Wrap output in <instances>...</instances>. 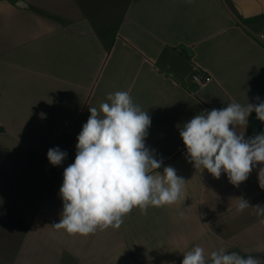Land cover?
<instances>
[{
  "label": "crops",
  "instance_id": "crops-1",
  "mask_svg": "<svg viewBox=\"0 0 264 264\" xmlns=\"http://www.w3.org/2000/svg\"><path fill=\"white\" fill-rule=\"evenodd\" d=\"M264 0H0V264H181L200 246L264 264L257 164L233 186L196 169L180 128L195 115L264 101ZM208 81L198 86L192 77ZM127 91L151 125L146 147L186 181L171 205L133 208L119 229H55L64 169L109 93ZM257 97L259 99H257ZM245 138L264 132L253 112ZM67 153L53 166L51 148Z\"/></svg>",
  "mask_w": 264,
  "mask_h": 264
},
{
  "label": "clouds",
  "instance_id": "clouds-1",
  "mask_svg": "<svg viewBox=\"0 0 264 264\" xmlns=\"http://www.w3.org/2000/svg\"><path fill=\"white\" fill-rule=\"evenodd\" d=\"M107 101L99 110L89 108L90 116L77 137L75 160L63 172L59 190L63 212L53 227L69 235L119 229L133 208L147 214L150 206L177 202L186 183L172 166H165L163 174L156 171L163 161L145 144L151 125L148 111L141 110L127 91L109 93ZM253 112L264 122V101L246 105L233 102L195 115L179 132L186 158L216 179L226 173L229 182L239 187L257 164L264 165V132L246 139L244 133L236 131L237 127L246 128ZM66 156L58 147L47 152L53 166L60 165ZM258 183L264 190V167L259 169ZM238 199L237 212L253 207L257 215L264 216V206H250L243 197ZM210 259L211 264H259L252 256L244 258L223 248L212 251ZM181 264H206L204 249L196 246L187 251Z\"/></svg>",
  "mask_w": 264,
  "mask_h": 264
},
{
  "label": "built area",
  "instance_id": "built-area-1",
  "mask_svg": "<svg viewBox=\"0 0 264 264\" xmlns=\"http://www.w3.org/2000/svg\"><path fill=\"white\" fill-rule=\"evenodd\" d=\"M260 37L264 38V35L261 34ZM192 79H193L194 83L197 84L198 86H201V85L205 84L208 81V77L204 76V75H201V74L193 75Z\"/></svg>",
  "mask_w": 264,
  "mask_h": 264
}]
</instances>
